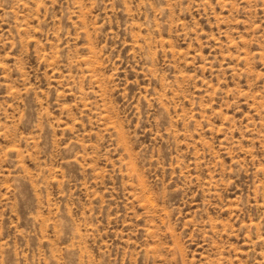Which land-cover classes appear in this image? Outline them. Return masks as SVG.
Listing matches in <instances>:
<instances>
[{"label": "rangeland", "instance_id": "374dc122", "mask_svg": "<svg viewBox=\"0 0 264 264\" xmlns=\"http://www.w3.org/2000/svg\"><path fill=\"white\" fill-rule=\"evenodd\" d=\"M0 264H264V0H0Z\"/></svg>", "mask_w": 264, "mask_h": 264}]
</instances>
